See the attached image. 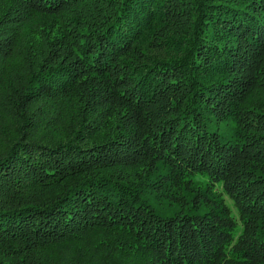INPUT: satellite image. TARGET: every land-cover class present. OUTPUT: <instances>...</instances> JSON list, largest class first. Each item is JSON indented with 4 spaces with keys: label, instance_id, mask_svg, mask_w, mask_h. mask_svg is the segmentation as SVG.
Returning <instances> with one entry per match:
<instances>
[{
    "label": "trees",
    "instance_id": "obj_1",
    "mask_svg": "<svg viewBox=\"0 0 264 264\" xmlns=\"http://www.w3.org/2000/svg\"><path fill=\"white\" fill-rule=\"evenodd\" d=\"M0 264H264V0H0Z\"/></svg>",
    "mask_w": 264,
    "mask_h": 264
}]
</instances>
